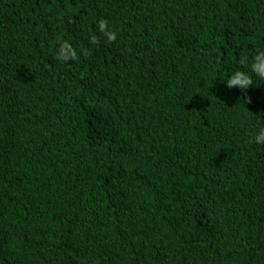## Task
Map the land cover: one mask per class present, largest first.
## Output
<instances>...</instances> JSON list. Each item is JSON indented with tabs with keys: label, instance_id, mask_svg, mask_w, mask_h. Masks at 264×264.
<instances>
[{
	"label": "trees",
	"instance_id": "1",
	"mask_svg": "<svg viewBox=\"0 0 264 264\" xmlns=\"http://www.w3.org/2000/svg\"><path fill=\"white\" fill-rule=\"evenodd\" d=\"M262 51L264 0H0V264H264Z\"/></svg>",
	"mask_w": 264,
	"mask_h": 264
},
{
	"label": "clouds",
	"instance_id": "2",
	"mask_svg": "<svg viewBox=\"0 0 264 264\" xmlns=\"http://www.w3.org/2000/svg\"><path fill=\"white\" fill-rule=\"evenodd\" d=\"M99 29L107 37L109 42L116 41L117 34L114 31L108 30V22L106 20H100ZM90 43H99V39L96 35L93 34L90 36ZM55 58L63 63H69L70 61L77 59V52L71 44L64 42L56 50ZM240 63L243 68L249 69L252 73L264 79V51L256 55L250 65L247 63L246 57L243 58ZM226 82L228 88L239 87L242 92L249 86L253 85L251 76L246 71L239 69L235 71L231 78ZM254 142L257 144H264V130H261L259 134L254 137Z\"/></svg>",
	"mask_w": 264,
	"mask_h": 264
}]
</instances>
